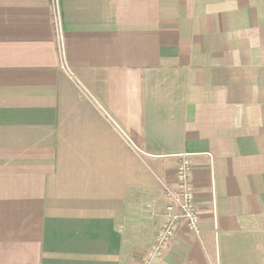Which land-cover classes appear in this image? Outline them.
Listing matches in <instances>:
<instances>
[{"label":"crops","instance_id":"obj_1","mask_svg":"<svg viewBox=\"0 0 264 264\" xmlns=\"http://www.w3.org/2000/svg\"><path fill=\"white\" fill-rule=\"evenodd\" d=\"M185 153L158 264H264V0H0V264H140Z\"/></svg>","mask_w":264,"mask_h":264},{"label":"built area","instance_id":"obj_2","mask_svg":"<svg viewBox=\"0 0 264 264\" xmlns=\"http://www.w3.org/2000/svg\"><path fill=\"white\" fill-rule=\"evenodd\" d=\"M54 14L58 29V45L62 56L63 37L59 30L60 16L57 3L54 5ZM62 69L71 75L63 59ZM192 175L193 164L190 155L185 153L181 155V161L176 167L175 186L162 182V192L169 204L165 208L162 223L155 233L154 241L147 254L141 259L140 264H158L162 261L166 246L175 239L183 227H186L196 237H200V216L195 204Z\"/></svg>","mask_w":264,"mask_h":264}]
</instances>
